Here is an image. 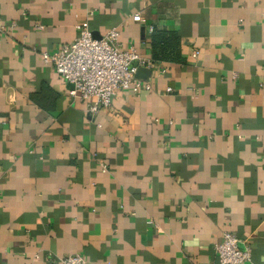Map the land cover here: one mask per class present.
<instances>
[{"label":"crops","instance_id":"obj_1","mask_svg":"<svg viewBox=\"0 0 264 264\" xmlns=\"http://www.w3.org/2000/svg\"><path fill=\"white\" fill-rule=\"evenodd\" d=\"M85 20L182 61L89 113L41 58ZM224 231L264 264V0H0V264H219Z\"/></svg>","mask_w":264,"mask_h":264},{"label":"built area","instance_id":"obj_2","mask_svg":"<svg viewBox=\"0 0 264 264\" xmlns=\"http://www.w3.org/2000/svg\"><path fill=\"white\" fill-rule=\"evenodd\" d=\"M131 19L142 22L139 13ZM10 27L15 23L11 22ZM38 29L43 26L37 24ZM77 35L69 43L61 44L52 52L43 51V63L51 65L55 72L72 85L68 92L71 98L90 102L87 112L95 114L100 108H110L112 99L118 91L138 93L140 90H150L147 80L136 77L140 67L149 70L158 69L154 60L142 57L134 46L120 48L118 26L111 27L100 38H95L88 22L82 21L76 26ZM152 30V27H149ZM198 51L192 53L193 57ZM160 69V68H159ZM161 72L165 69L161 68ZM167 91H171L168 88ZM101 171H107V165L101 164ZM219 264H244L251 259V248L245 245L236 235L224 231L221 240L214 245ZM61 264H88L80 253L68 254L60 259Z\"/></svg>","mask_w":264,"mask_h":264},{"label":"trees","instance_id":"obj_3","mask_svg":"<svg viewBox=\"0 0 264 264\" xmlns=\"http://www.w3.org/2000/svg\"><path fill=\"white\" fill-rule=\"evenodd\" d=\"M153 60L179 63L182 61L180 53V37L173 30L153 28L150 34Z\"/></svg>","mask_w":264,"mask_h":264},{"label":"water","instance_id":"obj_4","mask_svg":"<svg viewBox=\"0 0 264 264\" xmlns=\"http://www.w3.org/2000/svg\"><path fill=\"white\" fill-rule=\"evenodd\" d=\"M141 69V68H140ZM142 69H145L144 67L142 68ZM148 70V72L150 73V70L149 69H147ZM139 72V71H138Z\"/></svg>","mask_w":264,"mask_h":264}]
</instances>
